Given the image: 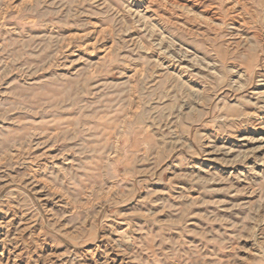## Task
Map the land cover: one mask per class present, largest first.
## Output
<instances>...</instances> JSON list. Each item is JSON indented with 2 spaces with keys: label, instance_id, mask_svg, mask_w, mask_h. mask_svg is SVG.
Returning <instances> with one entry per match:
<instances>
[{
  "label": "rangeland",
  "instance_id": "rangeland-1",
  "mask_svg": "<svg viewBox=\"0 0 264 264\" xmlns=\"http://www.w3.org/2000/svg\"><path fill=\"white\" fill-rule=\"evenodd\" d=\"M0 264H264V0H0Z\"/></svg>",
  "mask_w": 264,
  "mask_h": 264
},
{
  "label": "bare ground",
  "instance_id": "bare-ground-1",
  "mask_svg": "<svg viewBox=\"0 0 264 264\" xmlns=\"http://www.w3.org/2000/svg\"><path fill=\"white\" fill-rule=\"evenodd\" d=\"M258 140V139H257Z\"/></svg>",
  "mask_w": 264,
  "mask_h": 264
}]
</instances>
